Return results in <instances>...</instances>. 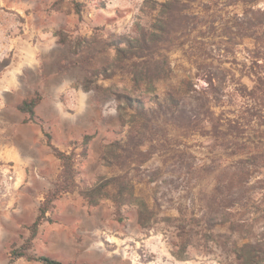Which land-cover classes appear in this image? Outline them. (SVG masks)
Wrapping results in <instances>:
<instances>
[{"label":"rangeland","instance_id":"1","mask_svg":"<svg viewBox=\"0 0 264 264\" xmlns=\"http://www.w3.org/2000/svg\"><path fill=\"white\" fill-rule=\"evenodd\" d=\"M170 1L151 10V1L145 0H0V78L13 76L29 56L59 43L85 65L84 78H93V71L107 66L104 80L118 126L107 128L101 148L120 140L127 150L119 151V157L111 154L108 163H95V178L86 181L127 173L134 195L148 204L150 223L139 225L133 202L117 208L113 186L97 205H88L77 181L74 204L87 206L90 214L96 210L99 216L98 227L79 225L81 214L77 216L78 244L99 242L118 253L121 264H129L130 258L134 264H238L233 244L249 242L261 244L255 256L264 264V125L242 135L251 147L241 151L219 143L217 133L203 120L201 106L206 68L211 66L213 82L223 85L224 102L213 110L227 117L243 101L237 88L250 86L255 72H264V59L255 64L254 42L248 36L252 22L264 29V0ZM160 17L166 21L165 40L153 52L163 62L152 89L134 75L140 69L134 63L141 60H119L115 46L141 29H155ZM171 92L182 108L172 115L157 110L156 104ZM122 96L141 100L144 115L135 117V105L125 107ZM241 166L247 176L244 192L232 196L240 198L238 208H229L225 203L234 189L220 181ZM54 204L55 200L47 213L51 222L56 220ZM117 209L126 216L122 221L117 220ZM36 237L33 250L39 253Z\"/></svg>","mask_w":264,"mask_h":264},{"label":"crops","instance_id":"2","mask_svg":"<svg viewBox=\"0 0 264 264\" xmlns=\"http://www.w3.org/2000/svg\"><path fill=\"white\" fill-rule=\"evenodd\" d=\"M76 55H71L65 44L46 46L29 56L13 76L0 78V264L8 263L10 244L21 243L28 234L27 226L37 216L41 198L54 187L61 169L60 159L48 145L44 130L51 134L52 144L67 153L72 149L79 152L81 146L75 142L85 133L93 134L80 165L82 177L93 181L94 164L102 165L103 135L107 128L118 126L117 116L109 107L111 95L105 80H96L99 88L94 83L84 88L85 65ZM37 93L41 99L34 110L42 118L43 126L27 120V113L18 108L23 99ZM103 103L105 107L101 108ZM77 196L76 191H67L55 200L56 220L39 226L38 252L64 262L121 264V256L99 242L77 243L74 221L79 214V225L99 226L98 212L91 209L90 214L87 206L74 204L71 197ZM85 246L91 248L84 251ZM127 262L135 263L133 258ZM13 264L43 263L20 257Z\"/></svg>","mask_w":264,"mask_h":264},{"label":"trees","instance_id":"3","mask_svg":"<svg viewBox=\"0 0 264 264\" xmlns=\"http://www.w3.org/2000/svg\"><path fill=\"white\" fill-rule=\"evenodd\" d=\"M149 8L151 10H156L157 7H165L169 5L171 1L157 2L156 0H145V3L150 2ZM164 10V9H163ZM162 10V11H163ZM159 18L160 22L158 26L155 25V29L144 30L141 29L137 36L132 38H126L121 44L116 45V55L120 60L122 58H133L136 60H141L137 66L140 67L139 70H135V77L146 81V84L154 88L153 82L160 80L161 64L162 60L155 58V52L159 49V43H162L165 38L163 33L165 31L166 21L165 18ZM251 32L248 34L249 37L253 39L254 42V62L258 64L259 59H264V29L260 28L258 24L252 22L250 25ZM158 45V47H157ZM156 51L153 52V50ZM75 53V52H73ZM145 59V60H144ZM151 65L153 67H151ZM207 67V66H206ZM205 68V66H204ZM138 69V68H137ZM107 70V66H103L101 70L93 71V78H84L83 87L88 88L93 83L95 88H99L95 84L98 78L106 79L104 71ZM206 74L203 76L207 82L205 88H203L202 93V104L201 106L205 108L203 112V120L208 122L213 131L217 133V139L219 143L225 146L234 145L239 147L241 151H245L246 148L251 146L247 144L246 141L242 140V135L247 132V130L254 129L255 126L264 125V72H255L252 79V84L250 86L243 85V89L237 88L238 96H240L243 101L240 102L238 108L234 110V114L230 117L223 116V111L216 114L213 110V106L221 105L223 100V85L214 83V72L211 66L205 69ZM107 90H109L107 88ZM41 96L37 93L31 98L23 99L18 105V108L27 113V120L37 121L43 126V120L41 117L36 115L35 106L40 101ZM121 100L124 101V105L127 108H132L135 105V117L144 115L143 102L141 100L132 99L128 96H122ZM157 110L170 112V115L174 114L176 110L181 107L180 99L176 97L174 92L167 93L165 98L159 101L156 100ZM182 109V108H180ZM158 112V111H157ZM123 125V123H122ZM222 128H227L230 132H223ZM44 134L47 138V143L52 147L55 155L60 159L61 169L57 175L54 183V187L48 190L44 195L38 207V214L31 224L27 226L29 234L27 237H23V242L17 243L13 242L9 246L8 256L9 261L7 264H13L14 261L20 257H24L28 260H37L43 264H78L76 262H64L59 259L52 258L51 256L34 252L33 242L38 233L39 226L43 221H52V218L47 215L53 207L54 200L60 198L63 193L67 191H73L77 187V181L82 185L79 194L85 199L88 205L95 206L101 199L107 197L106 189L109 186H113L116 189V194L112 197L113 202L119 208L126 203H135L137 205V216L138 223L142 227H146L150 223V211L147 202L138 196L134 195V184L128 177L127 173L116 174L110 177L100 175L94 182H87L82 177V170L80 165L82 158L87 154V145L89 141L93 138L92 133H85L79 142L81 150L75 152L73 149L67 153L55 147L51 142V134L44 130ZM131 135V134H130ZM126 146L120 140H114L104 145L101 148L100 159L103 162L110 161V155L116 154L117 157L119 151H125ZM246 153V152H245ZM254 158V155L250 156ZM244 167H239L237 171L233 172L232 177L227 180L220 181V185L227 189H234L230 194V199L225 203L226 207L235 208L240 205V198H232V196L240 192H244L245 182L247 176ZM118 216L117 220L122 221L126 216L120 215L119 209L116 210ZM261 244L254 245L249 242H243L238 244L235 242L233 244L232 251L235 255V259L238 264H260V260L256 258V254L261 252ZM175 255L179 256L176 252Z\"/></svg>","mask_w":264,"mask_h":264}]
</instances>
